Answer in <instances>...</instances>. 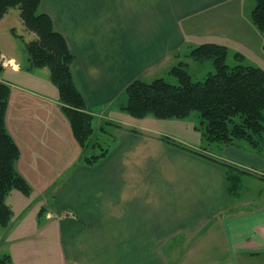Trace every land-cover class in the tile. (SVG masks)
<instances>
[{
    "label": "crops",
    "instance_id": "crops-1",
    "mask_svg": "<svg viewBox=\"0 0 264 264\" xmlns=\"http://www.w3.org/2000/svg\"><path fill=\"white\" fill-rule=\"evenodd\" d=\"M254 4L41 0L74 55L73 78L93 115L96 141L107 148L92 165L81 161L49 72L29 69L28 54L19 53L16 40L36 34L10 8L0 19V79L11 88L5 121L31 190L6 196L13 213L0 226V256L13 264H264V152L243 140L199 149L185 137V120H161L183 123L181 135L121 109L129 83L163 78L179 62L189 68L185 55L203 43L225 46L233 65L264 70ZM7 71L27 76L5 79Z\"/></svg>",
    "mask_w": 264,
    "mask_h": 264
},
{
    "label": "trees",
    "instance_id": "trees-1",
    "mask_svg": "<svg viewBox=\"0 0 264 264\" xmlns=\"http://www.w3.org/2000/svg\"><path fill=\"white\" fill-rule=\"evenodd\" d=\"M251 21L264 37V0H254ZM41 0H0V19L17 7L25 28L36 38L24 41L29 69L48 68L51 82L58 90L59 101L69 120L73 136L81 147V161L94 164L107 152L95 138L93 115L86 111L84 98L71 72L74 55L66 39L54 29L51 17L40 10ZM23 39L21 35L17 36ZM193 60H211L214 70L201 80H194L187 65L179 62L168 71L177 78L172 84L159 77L152 81L133 80L125 89L127 114L142 118L182 119L198 113L209 143L230 145L246 140L252 146L264 137V70L251 65L226 63L227 49L215 43L192 47L185 55ZM3 70L0 65V73ZM10 86L0 79V226L6 227L12 210L5 202L8 193L17 189L29 194L31 187L17 169L20 149L7 130L6 111ZM105 132L104 127H100ZM99 148V153L90 150ZM229 172L233 166L227 164ZM232 180V175L229 181ZM234 183V182H233ZM230 181V186H232ZM234 186V184H233ZM0 264H13L9 255L0 256Z\"/></svg>",
    "mask_w": 264,
    "mask_h": 264
},
{
    "label": "rangeland",
    "instance_id": "rangeland-1",
    "mask_svg": "<svg viewBox=\"0 0 264 264\" xmlns=\"http://www.w3.org/2000/svg\"><path fill=\"white\" fill-rule=\"evenodd\" d=\"M12 12H14V10H18L17 7H12L11 8ZM16 25V32L18 34H23V36L25 35L26 36V33L24 32V30H22L19 26V24H15ZM16 44L18 46V51L19 53L23 56H26V51H25V47H24V42L20 41V40H16ZM4 61V60H3ZM6 61V60H5ZM3 62L1 61L0 62V65L2 64ZM226 63L229 65V66H233V57L232 55H229L227 57V60H226ZM44 71H40V74L41 75H46L48 76V72H49V69L45 67V69H43ZM190 74L192 75V78L194 80H201L203 79L204 77H206V75L213 71L214 70V66H213V63L211 60H207L203 63L199 62V61H195V60H192L190 61V66L188 68ZM46 72V73H45ZM26 72L24 73H20L18 76H15V78H13L10 73V71H7V73L5 74V79H17L19 81H21L25 76H27L25 74ZM4 74V73H3ZM166 81L172 83V84H177L178 83V80L175 76L173 75H170V74H165L164 77H163ZM149 80H152V78H150ZM131 116V115H130ZM133 117V116H131ZM146 117H152V119L149 120H145V123L148 122V123H151L152 125L160 128V129H166L168 131H171V132H174V133H180L181 135L183 134V130H182V127L184 128V125H182L183 123H177V122H172L170 120L168 121H161V120H167V119H160V118H156L152 115H148V116H145V117H142V118H136V117H133V118H136V119H144ZM160 121H159V120ZM171 120H185L186 121V124L188 126H191V131L188 129L185 133V137L186 139H188V143H190V141H193L196 143V145H198L199 149H203V150H207V151H219V149H217V147L219 146H227L225 144H221V143H209L207 140H206V137L204 135V126L201 125V118L199 117L198 113L196 112H193L191 115H189L188 117L186 118H182V119H174L172 118ZM93 122V121H92ZM188 122V123H187ZM93 125V123H92ZM174 137H179L178 134H176ZM95 138H96V133H95ZM104 139V138H103ZM243 140V139H242ZM237 141V140H236ZM235 141V142H236ZM245 143L244 144H248L250 145L253 149H258L260 150L259 152H264V137L259 140V142H257V146H252L249 142H247L246 140H243ZM235 142H233L232 144H234ZM231 145V144H230ZM98 151L97 153H99V150H96ZM247 169H245L244 171L241 170L244 174H247ZM243 173L242 174H239V177L237 180L233 181L234 182V186L235 187V184L238 187H240L241 185V179L243 177ZM3 252V248H1V251H0V255L1 253Z\"/></svg>",
    "mask_w": 264,
    "mask_h": 264
}]
</instances>
